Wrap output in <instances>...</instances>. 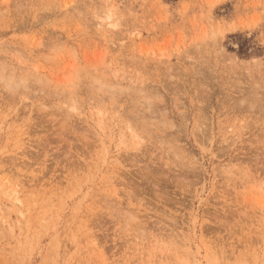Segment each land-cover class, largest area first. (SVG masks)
Segmentation results:
<instances>
[{
    "label": "rangeland",
    "instance_id": "rangeland-1",
    "mask_svg": "<svg viewBox=\"0 0 264 264\" xmlns=\"http://www.w3.org/2000/svg\"><path fill=\"white\" fill-rule=\"evenodd\" d=\"M0 76V264H264V0H0Z\"/></svg>",
    "mask_w": 264,
    "mask_h": 264
},
{
    "label": "bare ground",
    "instance_id": "bare-ground-1",
    "mask_svg": "<svg viewBox=\"0 0 264 264\" xmlns=\"http://www.w3.org/2000/svg\"><path fill=\"white\" fill-rule=\"evenodd\" d=\"M110 17H111L110 14H106V15H105V18H106V21H107V24H108V25H111V24L114 23L113 21L110 20ZM114 21H115V20H114ZM115 25H116V23L114 24V26H115ZM160 61H161V60H160ZM1 64H2V63H1ZM2 68H3V67H2ZM2 71L5 72L4 70H2ZM3 74H4V73H3ZM198 74H199V73H198ZM200 75H201V77L203 76L201 73H200ZM9 76H10V74L8 75V77H9ZM209 76H210V74H209ZM0 77H1V76H0ZM207 78H208V77H207ZM9 79H10V78H9ZM12 79H13V78H12ZM197 79H198V78H197ZM213 79H214V77H213ZM2 80H3V79H2ZM4 80H5V79H4ZM10 80H11V79H10ZM10 80H9V81H10ZM194 80H196V79H194ZM7 81H8V80H7ZM207 81H208V80H207ZM190 82H192V81H190ZM4 83H5V82H4ZM11 84H12V83H11ZM11 84H10V85H11ZM15 84H16V82H15ZM190 84H192V83H190ZM190 84H189V85H190ZM8 85H9V84H8ZM13 86H14V85H13ZM199 87H200V86H199ZM13 88H14V87H13ZM208 88H210V87H208ZM11 89H12V88H11ZM198 89H199V88H198ZM203 89H205V88H203ZM199 90H200V89H199ZM201 90H202V89H201ZM203 91H204V90H203ZM203 91H202V92H203ZM205 91L207 92L208 90H205ZM250 94H251V93L249 92V95H250ZM252 94H253V93H252ZM206 96H207V95H206ZM255 96H256V95H255ZM257 96H258V95H257ZM257 96H256V97H257ZM207 97H209V96H207ZM246 97H247V96H246ZM246 97H245V98H246ZM251 99H252V98H251ZM257 99H258V98H257ZM260 99L262 100V98H260ZM202 100H203V99H202ZM242 100H243V99H242ZM261 100H260V101H261ZM205 101H207V100H205ZM238 101H239V100H238ZM238 101H236V102L238 103ZM243 101H244V100H243ZM252 101H254V100H252ZM255 101H256V100H255ZM239 102H240V101H239ZM256 102H257V101H256ZM242 103H243V102H242ZM146 104H147V103H146ZM250 106H251V105H250ZM248 108H249V107H248ZM200 109H201V108H200ZM201 112H202V111H201ZM137 136H138V135H137ZM14 198H15V199H14ZM13 200H17V201H18V198L15 197V196H13Z\"/></svg>",
    "mask_w": 264,
    "mask_h": 264
}]
</instances>
